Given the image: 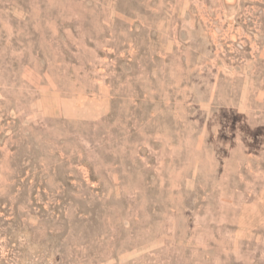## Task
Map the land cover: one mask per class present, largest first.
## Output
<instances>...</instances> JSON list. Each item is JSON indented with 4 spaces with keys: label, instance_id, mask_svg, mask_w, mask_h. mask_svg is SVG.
Returning a JSON list of instances; mask_svg holds the SVG:
<instances>
[{
    "label": "rangeland",
    "instance_id": "obj_1",
    "mask_svg": "<svg viewBox=\"0 0 264 264\" xmlns=\"http://www.w3.org/2000/svg\"><path fill=\"white\" fill-rule=\"evenodd\" d=\"M0 264H264V0H0Z\"/></svg>",
    "mask_w": 264,
    "mask_h": 264
},
{
    "label": "bare ground",
    "instance_id": "obj_2",
    "mask_svg": "<svg viewBox=\"0 0 264 264\" xmlns=\"http://www.w3.org/2000/svg\"><path fill=\"white\" fill-rule=\"evenodd\" d=\"M65 110V109H64Z\"/></svg>",
    "mask_w": 264,
    "mask_h": 264
}]
</instances>
